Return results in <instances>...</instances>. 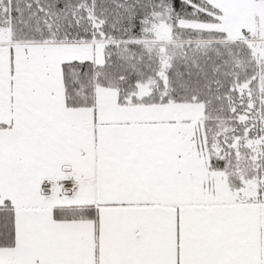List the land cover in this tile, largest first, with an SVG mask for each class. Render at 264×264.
I'll return each instance as SVG.
<instances>
[{
  "label": "snow or ice",
  "instance_id": "obj_1",
  "mask_svg": "<svg viewBox=\"0 0 264 264\" xmlns=\"http://www.w3.org/2000/svg\"><path fill=\"white\" fill-rule=\"evenodd\" d=\"M0 264H264V0H0Z\"/></svg>",
  "mask_w": 264,
  "mask_h": 264
}]
</instances>
